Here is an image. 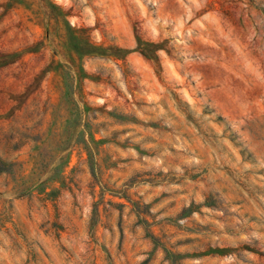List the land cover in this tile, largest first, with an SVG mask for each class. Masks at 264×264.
Returning <instances> with one entry per match:
<instances>
[{"label": "rangeland", "instance_id": "374dc122", "mask_svg": "<svg viewBox=\"0 0 264 264\" xmlns=\"http://www.w3.org/2000/svg\"><path fill=\"white\" fill-rule=\"evenodd\" d=\"M0 264H264V0H0Z\"/></svg>", "mask_w": 264, "mask_h": 264}]
</instances>
